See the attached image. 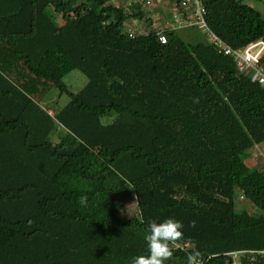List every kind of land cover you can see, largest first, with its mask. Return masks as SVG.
Wrapping results in <instances>:
<instances>
[{"label":"trees","instance_id":"obj_1","mask_svg":"<svg viewBox=\"0 0 264 264\" xmlns=\"http://www.w3.org/2000/svg\"><path fill=\"white\" fill-rule=\"evenodd\" d=\"M202 2L233 48L264 40V14L244 0ZM70 5L0 0V264H132L167 218L183 230L166 264L264 250V170L244 158L264 144V87L179 28H163L165 43L161 27L134 33L127 21L143 11ZM73 70L87 77L77 92ZM54 87L70 100L51 113ZM130 190L138 213L124 218ZM238 191L260 212L239 209Z\"/></svg>","mask_w":264,"mask_h":264},{"label":"rangeland","instance_id":"obj_2","mask_svg":"<svg viewBox=\"0 0 264 264\" xmlns=\"http://www.w3.org/2000/svg\"><path fill=\"white\" fill-rule=\"evenodd\" d=\"M87 0H71V8L83 3ZM139 1V3H138ZM151 4L147 0H112V4L118 5L126 9L128 13H137L143 11V18L132 17L127 21L126 27L133 28L134 33H148L153 27H161L165 29L173 28L176 23L175 20L178 16H183L190 19L189 13L185 10L183 2L177 3L173 0H150ZM245 3L257 8L264 14V1L262 0H244ZM58 22L63 23V18L59 14L57 15ZM182 18V17H181ZM170 20V23H168ZM194 20V18H193ZM130 29V28H129ZM177 32L188 41L205 40L208 41V36L198 26H182L177 29ZM87 81V77L79 70H73L64 77V82L68 85V88L77 92L84 86ZM70 100L67 93L60 94L59 90L54 87L44 98L43 106L51 108V113L54 110H59ZM108 121V120H106ZM61 132L54 134V141H58ZM245 161L251 167H258L264 170V144L255 145L249 149L245 154ZM125 203V209L121 212L124 218H130L138 213L137 200L133 192L130 190L123 199ZM236 202L239 209H246L250 213L256 214L260 211L257 207L246 197H243V193L238 191L236 193ZM238 259V258H237Z\"/></svg>","mask_w":264,"mask_h":264},{"label":"built area","instance_id":"obj_3","mask_svg":"<svg viewBox=\"0 0 264 264\" xmlns=\"http://www.w3.org/2000/svg\"><path fill=\"white\" fill-rule=\"evenodd\" d=\"M182 2L185 10H187V13L190 15V19L175 15L177 19L175 20L176 23L173 28H181L186 25L198 26L200 30L207 34L208 41L216 47L219 53L231 56L240 71L250 73L252 81L257 82L264 87V40L258 39L245 47L233 48L220 36L214 33L208 26L205 18L206 8L202 0H183ZM148 3L151 4V1L149 0ZM168 23H170V20H168ZM157 32L160 40L165 43L167 37L164 34L163 28ZM230 255L234 259L233 264H240L241 257L247 255L251 259H254L259 255L264 256V250H244L230 253ZM199 263L201 264L200 261Z\"/></svg>","mask_w":264,"mask_h":264},{"label":"clouds","instance_id":"obj_4","mask_svg":"<svg viewBox=\"0 0 264 264\" xmlns=\"http://www.w3.org/2000/svg\"><path fill=\"white\" fill-rule=\"evenodd\" d=\"M85 202V199L81 200V203ZM182 230V222L174 218H167L161 222L153 221L148 226L146 236L147 254L133 258L132 264H166L173 255L169 244L181 237ZM198 257L199 253L193 252L188 255L186 264H195Z\"/></svg>","mask_w":264,"mask_h":264},{"label":"crops","instance_id":"obj_5","mask_svg":"<svg viewBox=\"0 0 264 264\" xmlns=\"http://www.w3.org/2000/svg\"><path fill=\"white\" fill-rule=\"evenodd\" d=\"M130 30H133V28L131 27Z\"/></svg>","mask_w":264,"mask_h":264}]
</instances>
